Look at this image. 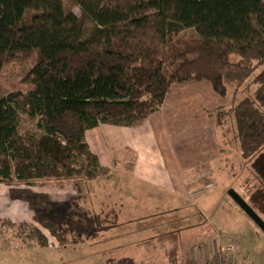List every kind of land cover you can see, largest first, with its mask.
I'll return each mask as SVG.
<instances>
[{"label": "trees", "instance_id": "16d2710c", "mask_svg": "<svg viewBox=\"0 0 264 264\" xmlns=\"http://www.w3.org/2000/svg\"><path fill=\"white\" fill-rule=\"evenodd\" d=\"M64 1L0 0V70L35 55L27 89L0 98V182L36 211L34 223L0 221L13 237L46 247L42 230L61 246L92 236L62 226L42 189L70 181L83 198V184L108 172L84 132L139 125L173 83L205 80L226 99L236 83L229 106L212 116L218 127L232 119L241 158L264 157V0H70L90 26ZM20 115L41 135L20 134Z\"/></svg>", "mask_w": 264, "mask_h": 264}, {"label": "crops", "instance_id": "0c3cea01", "mask_svg": "<svg viewBox=\"0 0 264 264\" xmlns=\"http://www.w3.org/2000/svg\"><path fill=\"white\" fill-rule=\"evenodd\" d=\"M228 106L229 99L219 96L208 81L173 83L160 108L139 125L99 124L87 129L83 141L96 156L98 164L108 169L106 177L115 181L116 194L120 187L124 201L130 197L136 202L125 201L126 204L119 205L125 206L128 212L120 219L95 221L91 225L94 233L81 243L61 246L54 237L49 240V234L44 233L48 245L41 247L45 249L43 253L34 246L36 252L32 260H36L35 264L184 262L173 237L176 234L165 232L164 236H158L155 233H159L158 228L173 226L177 222L164 221L163 212L179 214L180 217V213L190 210L188 207L194 198L189 183L194 181V173L219 161L218 126L212 114L216 109ZM130 185H139L144 190L132 189ZM48 194L54 200L51 193ZM56 205L54 202L55 211ZM113 205V202L109 203L106 212H116ZM131 213L152 215L137 220L131 217ZM25 222L34 223L32 219ZM69 226L79 231L83 228L81 222L75 220L74 225ZM24 250L28 251L27 248ZM208 253L205 247H199L196 253L191 250L186 264L191 260L202 261Z\"/></svg>", "mask_w": 264, "mask_h": 264}, {"label": "rangeland", "instance_id": "374dc122", "mask_svg": "<svg viewBox=\"0 0 264 264\" xmlns=\"http://www.w3.org/2000/svg\"><path fill=\"white\" fill-rule=\"evenodd\" d=\"M64 3L65 9L80 18L84 25H91L90 20L82 15L77 5L70 0H65ZM186 33V36H191L190 32ZM229 59L236 62L240 58L232 54ZM34 64L35 55L24 61L14 60L5 64L0 70V98L14 90H26L27 85L22 83V79ZM228 83V98L230 100L234 96L236 83L229 81ZM242 89L243 86L237 88L238 95L236 98H242L245 95L241 91ZM19 117L18 132L20 134L41 135V132L36 129L34 121L23 115ZM218 139L221 153L219 161L206 169L207 171H196L194 181L189 183V189L194 198L189 204L190 210H187L186 213H180L182 214L180 217L179 214L163 212L164 221L177 222L173 226L158 228L157 232L159 233L155 234L158 236H164L162 234L165 232L176 234L173 237L178 243L175 244L179 246L182 253L181 259L183 258L184 262H180L181 264H186L187 254L191 250L196 253L199 247H205L208 252L217 241L224 243L234 238L241 241L238 250L245 261L250 264H264V231L244 213L228 194L231 189L236 191L247 203L251 204L264 221V157L256 156L250 160L241 158L239 146L233 134L232 119L230 122L225 121L223 126L218 127ZM122 176H124L123 173ZM97 178L99 179L95 182L83 184L81 191L83 198L76 200L77 193H75L74 196L71 198L69 196L63 202H56V214L61 219L62 226L70 228L69 225L73 226L74 220L80 221L83 227L80 228V231L87 235L92 234L91 225L95 221L101 219L116 220L120 219L121 215L128 214L125 206L119 205L126 204L125 201L132 203L136 200L127 197L129 200L125 198L124 201L122 190H119L120 187L118 192L121 195L116 194V184L110 176L106 177L105 174H102ZM131 188L144 190L139 185H133ZM124 189L126 190V188ZM34 190L38 189L35 188ZM42 190L51 193V197L56 200L64 199L60 193L75 191L70 181L66 183L64 189ZM112 202L114 203L112 207L116 209V212H106L108 204ZM76 205H79L78 208L75 207ZM119 209L123 211H118ZM148 215L151 216L152 213L134 215L131 213V217L137 220L146 218ZM184 215H189V217ZM42 231L48 235L45 230ZM48 238L53 240L49 235ZM25 248L29 252L24 250ZM35 248L41 253L45 252L44 248L38 246ZM34 252L36 251L33 245L13 237V234L1 227L0 224V264H35L36 260L35 262L32 260ZM192 262L193 260L189 264Z\"/></svg>", "mask_w": 264, "mask_h": 264}, {"label": "clouds", "instance_id": "9594fccd", "mask_svg": "<svg viewBox=\"0 0 264 264\" xmlns=\"http://www.w3.org/2000/svg\"><path fill=\"white\" fill-rule=\"evenodd\" d=\"M19 191L11 187L7 182H0V221H10L12 223L25 222L36 215L32 202L26 198L14 197L13 192ZM64 199L54 202H63L69 196H74L75 191L60 193Z\"/></svg>", "mask_w": 264, "mask_h": 264}, {"label": "built area", "instance_id": "2783aa9c", "mask_svg": "<svg viewBox=\"0 0 264 264\" xmlns=\"http://www.w3.org/2000/svg\"><path fill=\"white\" fill-rule=\"evenodd\" d=\"M241 241L237 238L230 239L227 242L212 245L207 252L208 255L202 261H193L191 264H250L240 255L238 248Z\"/></svg>", "mask_w": 264, "mask_h": 264}, {"label": "water", "instance_id": "95a60500", "mask_svg": "<svg viewBox=\"0 0 264 264\" xmlns=\"http://www.w3.org/2000/svg\"><path fill=\"white\" fill-rule=\"evenodd\" d=\"M229 196L244 211V213L262 230L264 231V221L258 213L246 202V200L233 189L229 190Z\"/></svg>", "mask_w": 264, "mask_h": 264}]
</instances>
